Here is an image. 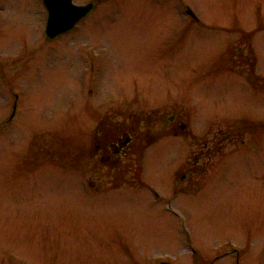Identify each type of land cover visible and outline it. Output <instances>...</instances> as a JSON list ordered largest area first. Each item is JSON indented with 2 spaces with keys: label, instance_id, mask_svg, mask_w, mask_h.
<instances>
[{
  "label": "rangeland",
  "instance_id": "obj_1",
  "mask_svg": "<svg viewBox=\"0 0 264 264\" xmlns=\"http://www.w3.org/2000/svg\"><path fill=\"white\" fill-rule=\"evenodd\" d=\"M2 1L0 264H264V0H166L161 9L99 0L54 52L41 0ZM112 33L121 45L133 39L141 52L130 58L144 65L125 72V56L102 52L108 82L91 96L141 85L136 97L167 103L190 133L166 138L167 153L134 179L85 194L82 110L93 100H83L80 43ZM227 34L236 50L223 56L217 38ZM177 37L176 53H155L159 39ZM179 143L214 147L191 191L171 178L182 174L172 170Z\"/></svg>",
  "mask_w": 264,
  "mask_h": 264
},
{
  "label": "flooded vegetation",
  "instance_id": "obj_2",
  "mask_svg": "<svg viewBox=\"0 0 264 264\" xmlns=\"http://www.w3.org/2000/svg\"><path fill=\"white\" fill-rule=\"evenodd\" d=\"M98 1L99 0H89L87 2L85 1L86 3L81 2L80 4H76L73 0V3L79 6L89 3L93 4L90 13L78 24L86 20L92 12L96 11ZM145 2L153 6L157 5L156 7L161 9V7L165 5L166 0H145ZM3 3L4 1L1 0V8ZM179 8L181 11L182 4L179 5ZM188 18L195 21L190 17ZM75 27L72 30H74ZM70 33L71 31L52 40H48L45 37L46 40L44 42L47 45V51L54 52V42L59 40L58 38L67 36ZM173 36H176V34ZM104 37L105 35L98 34V38H96L94 42L80 43V47H82L80 49L82 59L79 65L81 68V77L83 76L82 79L85 89L89 87V90L86 93L84 92L85 96L83 100H93L89 107L85 102L88 109L84 106L82 110L81 130L83 133V146L80 160V182L85 194H93V192L98 193L105 186L112 184H123V181L127 177L131 180L134 179L137 170H144L148 165L160 161L162 156L167 153L165 146L161 145L166 138L176 139L181 143L183 134L186 135L187 132H189L186 126L181 123V113L175 109L171 110V107L169 111H167L165 105L167 103H162L159 100L150 103L145 97H136L134 95L135 89L138 88L142 90V86L133 82V80L129 81V83L137 84V87H125L121 85V89L125 88L128 93L132 92L133 95L123 97L91 96V94H93L92 89L102 87L106 82L102 77L108 75V73L106 74L103 72L101 68L103 62L102 52L105 53L106 51H110L125 56L126 64L121 65L123 69L120 68V70L125 72H132L135 69L138 70L141 65H144V62L135 63L130 58L129 54L131 52H141L140 49L135 51L131 49L132 42L134 41L133 39H125V44L121 45V40L118 38L115 40V38H113L114 33ZM167 39L168 38L159 39V43H161L162 46L154 49L155 53L167 51L177 52L178 49L175 50L176 46L182 39L178 37L174 38L173 41L175 43L169 46L167 45ZM217 40L220 42L218 51H220L223 56H227L230 51L236 50L232 35H220ZM110 44L112 45V49L108 48ZM120 46L122 47L121 49L118 48ZM172 46H174V48H170ZM238 50H241L240 46ZM16 55H20V52L16 51ZM1 66L0 63V69ZM117 69H119V65ZM141 104L161 105L156 109L151 108L149 105L142 108L135 106ZM180 143L174 152L179 160L176 161L172 170H174L173 174L177 172H181L182 174L180 178L177 179V182L175 176L171 178L175 181V184L185 185V189L191 191L199 185V176H197V174L200 169L204 166L206 167V171L209 169V163L207 162L214 147H210V145L207 144L200 147L198 145H192L195 150L190 149L184 151ZM200 163H207V166H201L199 165ZM202 184H204V182ZM147 190L150 194L158 196L157 192L150 185ZM172 192V195L181 193L180 190H174Z\"/></svg>",
  "mask_w": 264,
  "mask_h": 264
},
{
  "label": "water",
  "instance_id": "obj_3",
  "mask_svg": "<svg viewBox=\"0 0 264 264\" xmlns=\"http://www.w3.org/2000/svg\"><path fill=\"white\" fill-rule=\"evenodd\" d=\"M42 2L48 12L45 27L48 39H54L70 31L93 7L92 4L75 6L72 0H42ZM189 14L194 17L191 12Z\"/></svg>",
  "mask_w": 264,
  "mask_h": 264
}]
</instances>
